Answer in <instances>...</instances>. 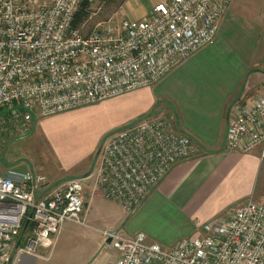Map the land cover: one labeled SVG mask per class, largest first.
Wrapping results in <instances>:
<instances>
[{"label": "built area", "instance_id": "2783aa9c", "mask_svg": "<svg viewBox=\"0 0 264 264\" xmlns=\"http://www.w3.org/2000/svg\"><path fill=\"white\" fill-rule=\"evenodd\" d=\"M85 0H0V107L23 126L146 87L215 40L230 0H162L151 15L88 33L73 26ZM225 148L264 157V80L228 111ZM198 151L166 115L144 117L101 144L94 189L125 212L135 209L172 167ZM94 172V173H95ZM30 170L0 173V264L52 248L66 221L85 211L81 178L50 183ZM198 232L169 247L101 229L116 250L113 264H264V202L249 198L227 218L197 223Z\"/></svg>", "mask_w": 264, "mask_h": 264}, {"label": "crops", "instance_id": "0c3cea01", "mask_svg": "<svg viewBox=\"0 0 264 264\" xmlns=\"http://www.w3.org/2000/svg\"><path fill=\"white\" fill-rule=\"evenodd\" d=\"M140 14L136 18L144 16ZM254 72L261 74L252 82L256 88L244 93V82ZM263 80L264 0H230L212 44L152 85L110 98L115 101L112 108L118 124L166 115L172 118L174 130L190 136L198 146V153L177 163L135 211L122 210L128 215L127 233L144 231L171 245L184 235L196 234L198 218L200 222L221 218L215 215L236 201L234 195L223 201L228 192L241 189L240 198L251 194L262 158L258 150H226L225 133L232 102L250 98ZM151 208L162 214L161 223L148 218ZM98 229L88 222L66 221L52 248L40 247L39 256L22 254L13 264H113L115 256L104 251V245L112 246Z\"/></svg>", "mask_w": 264, "mask_h": 264}, {"label": "rangeland", "instance_id": "374dc122", "mask_svg": "<svg viewBox=\"0 0 264 264\" xmlns=\"http://www.w3.org/2000/svg\"><path fill=\"white\" fill-rule=\"evenodd\" d=\"M160 1L162 0H124L120 6L114 7L112 4L99 0H85L78 9L82 10V13L79 15V20L75 27L80 29L82 33H88L103 25L120 27L129 20H141L149 17L153 7ZM138 12H141L140 15L144 16L136 18ZM260 75L257 72L250 75L247 82H244V85L246 83L244 93L256 88V84L252 82L259 78ZM105 100L85 104L49 116L36 115L31 121L26 123V127L23 126V121L19 116H16L18 111L9 108L11 115L0 116V173H4L8 169L19 172L30 170L33 173L44 175L50 183L76 177L81 178L85 201V211L81 217L83 224L88 222L98 227L99 231L101 229H110L125 235H133L140 230L133 234L126 232L125 222L128 219V215L122 212V207L115 200L105 197L99 189H94L95 169L99 162L98 152L101 144L113 131L122 127V124L117 122V112L112 108L115 101L110 98ZM240 101L241 99L234 100L231 106ZM254 150H258L260 156V148H255ZM197 153L189 158H192ZM263 158L260 162L251 194L240 198L237 195L241 189L235 192H228L223 201L229 202L230 197L233 195L236 201L224 207L221 212L215 215L216 217L227 218L231 210L244 199L251 198L257 202H264ZM89 170H91L90 174L85 176ZM147 215L150 220L162 222V214L159 212L155 213L153 208L148 211ZM197 222L200 223V218H198ZM192 233L184 235V237L193 236ZM145 234L150 242H157L163 247L170 246V244L150 238L146 232ZM104 240L108 241L109 239L104 238ZM114 250L108 244L104 245V251L110 254L111 257H116L117 252Z\"/></svg>", "mask_w": 264, "mask_h": 264}, {"label": "trees", "instance_id": "16d2710c", "mask_svg": "<svg viewBox=\"0 0 264 264\" xmlns=\"http://www.w3.org/2000/svg\"><path fill=\"white\" fill-rule=\"evenodd\" d=\"M99 1H103L104 3H109V4H112V6L114 7H118L120 6L124 0H99ZM82 13V10H78L76 13H75V16H74V19H73V26L75 27L76 26V23L78 22L79 20V15ZM8 111V112H7ZM0 116H5L6 114H10L9 113V109L7 107H0ZM11 115V114H10ZM4 120V119H2Z\"/></svg>", "mask_w": 264, "mask_h": 264}, {"label": "water", "instance_id": "95a60500", "mask_svg": "<svg viewBox=\"0 0 264 264\" xmlns=\"http://www.w3.org/2000/svg\"><path fill=\"white\" fill-rule=\"evenodd\" d=\"M98 153H99V152H98ZM90 172H91V170H89V171L85 174V176L89 175ZM108 241H109V240H108Z\"/></svg>", "mask_w": 264, "mask_h": 264}]
</instances>
